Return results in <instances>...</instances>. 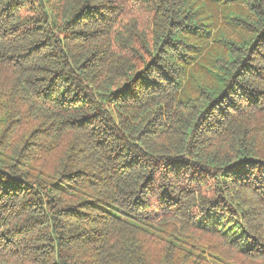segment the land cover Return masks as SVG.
I'll use <instances>...</instances> for the list:
<instances>
[{
    "label": "trees",
    "instance_id": "16d2710c",
    "mask_svg": "<svg viewBox=\"0 0 264 264\" xmlns=\"http://www.w3.org/2000/svg\"><path fill=\"white\" fill-rule=\"evenodd\" d=\"M0 264H264V0H0Z\"/></svg>",
    "mask_w": 264,
    "mask_h": 264
}]
</instances>
